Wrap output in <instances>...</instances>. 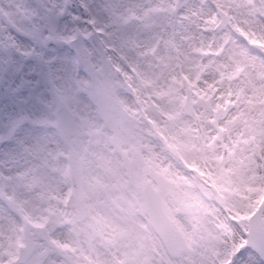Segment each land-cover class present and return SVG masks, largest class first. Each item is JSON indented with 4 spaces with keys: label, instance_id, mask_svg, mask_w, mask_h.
I'll return each mask as SVG.
<instances>
[{
    "label": "rangeland",
    "instance_id": "obj_1",
    "mask_svg": "<svg viewBox=\"0 0 264 264\" xmlns=\"http://www.w3.org/2000/svg\"><path fill=\"white\" fill-rule=\"evenodd\" d=\"M174 1L79 0L82 13L70 0H0V72L10 75L19 62L7 61L8 41L34 49L37 68L52 69L43 114L64 122L24 129L32 134L0 144V264H13L18 217L47 224L21 264H264L241 242L245 215L264 203V9L256 0H188L172 14ZM92 29L111 48L108 56L139 65L130 93L97 66L81 38ZM206 49L212 54L203 56ZM17 78L13 72L8 86ZM81 79L89 102L72 91ZM187 87L200 147L181 106ZM75 119L80 130L68 129ZM93 126L101 130L87 142L80 134ZM72 145L84 174L81 200L69 197L64 173ZM144 176L163 191L177 230L172 247L158 241L146 218Z\"/></svg>",
    "mask_w": 264,
    "mask_h": 264
},
{
    "label": "flooded vegetation",
    "instance_id": "obj_2",
    "mask_svg": "<svg viewBox=\"0 0 264 264\" xmlns=\"http://www.w3.org/2000/svg\"><path fill=\"white\" fill-rule=\"evenodd\" d=\"M13 59L19 62L14 64V68L12 67L10 69V75L13 72H15L16 77L18 78L15 81L16 85H14V87L11 88L8 87L9 95L0 103V129L3 130L0 132V136L3 137L0 140V144L10 139L11 136L15 138L17 136L16 134H20L22 132H25V134L26 133L32 134V132H27L24 129L32 128V130H36V128L45 127L49 130H55V128L58 129L61 127V123H64L63 119H58L57 121H55L52 119V117L49 114L47 116L43 114L46 113L45 108L46 107L49 108L50 106L49 100L51 99L52 95L49 90V85L51 79L47 83L42 81L41 87L37 88L35 82L38 79H40V77L37 76L36 73L37 72L46 73L48 71L49 66L46 63H43L41 65L42 68H37V64L34 57V51L31 48H17V52L15 53V55H13L12 57L7 55V61L9 63H13ZM96 59H97V66L100 68L98 57H96ZM111 59L118 66L119 65L123 66L125 72L128 73L126 74V76L123 70L116 65L119 69L122 70L125 79L130 84L131 79L129 82V76H132L135 73L136 70L135 68L136 67L139 68V65L136 62H134V64L131 63L128 64L127 62H123L121 60V57H118V59H113V57H111ZM43 69L45 71H43ZM0 74H4L6 80L8 81V77L10 75L7 70L4 69V71L0 72ZM113 78L117 80L116 77L113 76ZM71 87L73 88L72 91L75 94H79V95L81 94L82 96H84L85 93L84 85H80V84L76 85V83H72ZM123 87L125 86L123 85ZM131 90L132 87L130 85V88L127 89V92L130 93ZM39 103H42L43 105L41 106V104ZM45 103H47V105H45ZM63 107H64L63 105L57 104L55 106V109L57 112H59ZM9 111H11V113L14 111L16 115L14 114L13 117L10 116ZM167 121H169V119H167ZM69 125L70 127H68V129L73 130L74 128L75 130H80L79 128H81L77 126L74 127L72 122H69ZM99 131L100 130L98 131L96 130L92 133L97 134ZM31 134H27V135H31ZM83 134L84 133H82V135L80 134V136H83ZM27 138L29 139L30 137L27 136Z\"/></svg>",
    "mask_w": 264,
    "mask_h": 264
},
{
    "label": "water",
    "instance_id": "obj_3",
    "mask_svg": "<svg viewBox=\"0 0 264 264\" xmlns=\"http://www.w3.org/2000/svg\"><path fill=\"white\" fill-rule=\"evenodd\" d=\"M183 2L184 0L179 1V3H183ZM72 5L76 9H81V6L77 3L76 0H73ZM90 38H93V35H91ZM91 43L94 45L97 44V47L100 46V44L97 41H91ZM105 64L111 67L107 61L105 62ZM4 95H5L4 87L2 86V80H0V99ZM183 105H184V111L186 113L193 114L192 101L188 93L183 102ZM196 131H197V136H199L200 128L197 127ZM72 155H74L73 151H71V154H69L68 156L69 158V177L72 183L74 196H76L77 198H80L83 195L82 188H81L82 176H81V172L79 169V164L72 159ZM171 195L176 196L174 194H171ZM143 196L145 198L148 216L150 217L151 223L154 226L156 232L159 234L160 238L165 244H174L175 243V233H174V227L172 225L171 219L168 217V215L163 209V203L159 198V194L157 190L153 189L147 180L143 183ZM259 222H264V219L260 217V209L251 215L248 221L249 227H248V230L245 232V234L247 237V243L251 245L252 247H254L259 252L262 259L264 260V244H261L260 240L253 234V230H252V225L259 223ZM27 241H30V239L27 238ZM31 245L29 244L24 245L20 249V251L24 252L26 255L30 251Z\"/></svg>",
    "mask_w": 264,
    "mask_h": 264
},
{
    "label": "snow or ice",
    "instance_id": "obj_4",
    "mask_svg": "<svg viewBox=\"0 0 264 264\" xmlns=\"http://www.w3.org/2000/svg\"><path fill=\"white\" fill-rule=\"evenodd\" d=\"M40 77L35 83L36 87L39 88L42 85V81L47 83L52 77V69L49 66L48 71L36 73ZM253 234L260 240L261 244H264V222H259L252 225ZM227 264H231V261H228Z\"/></svg>",
    "mask_w": 264,
    "mask_h": 264
}]
</instances>
